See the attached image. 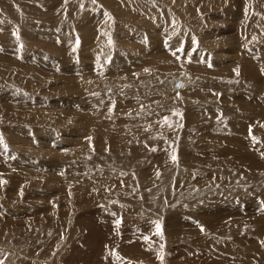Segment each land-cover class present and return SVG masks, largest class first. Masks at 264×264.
Returning <instances> with one entry per match:
<instances>
[{
	"label": "rangeland",
	"instance_id": "obj_1",
	"mask_svg": "<svg viewBox=\"0 0 264 264\" xmlns=\"http://www.w3.org/2000/svg\"><path fill=\"white\" fill-rule=\"evenodd\" d=\"M0 261L264 264V0H0Z\"/></svg>",
	"mask_w": 264,
	"mask_h": 264
},
{
	"label": "snow or ice",
	"instance_id": "obj_2",
	"mask_svg": "<svg viewBox=\"0 0 264 264\" xmlns=\"http://www.w3.org/2000/svg\"><path fill=\"white\" fill-rule=\"evenodd\" d=\"M93 2H95V0H93ZM238 72V69L236 70ZM253 139H255V137H253ZM173 159H176L175 157H173ZM157 228L159 230V224H157ZM162 235V233H161ZM145 239H147V237H145ZM161 259H163V256L160 257ZM0 264H2V261H0Z\"/></svg>",
	"mask_w": 264,
	"mask_h": 264
},
{
	"label": "bare ground",
	"instance_id": "obj_3",
	"mask_svg": "<svg viewBox=\"0 0 264 264\" xmlns=\"http://www.w3.org/2000/svg\"><path fill=\"white\" fill-rule=\"evenodd\" d=\"M243 20H244V19H243ZM242 22H243V21H242ZM179 86H181V85H178V84H177V87H179ZM181 87H184V84H182V86H181Z\"/></svg>",
	"mask_w": 264,
	"mask_h": 264
},
{
	"label": "water",
	"instance_id": "obj_4",
	"mask_svg": "<svg viewBox=\"0 0 264 264\" xmlns=\"http://www.w3.org/2000/svg\"><path fill=\"white\" fill-rule=\"evenodd\" d=\"M177 84H178V85H180V82H179V81H177Z\"/></svg>",
	"mask_w": 264,
	"mask_h": 264
}]
</instances>
